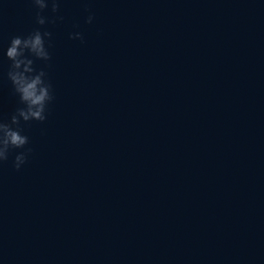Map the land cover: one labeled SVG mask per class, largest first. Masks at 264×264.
<instances>
[{
    "label": "water",
    "instance_id": "water-1",
    "mask_svg": "<svg viewBox=\"0 0 264 264\" xmlns=\"http://www.w3.org/2000/svg\"><path fill=\"white\" fill-rule=\"evenodd\" d=\"M43 14L64 17L36 62L55 99L27 162L0 166V264H264V0ZM34 27L29 0H0L5 116L3 50Z\"/></svg>",
    "mask_w": 264,
    "mask_h": 264
},
{
    "label": "clouds",
    "instance_id": "clouds-1",
    "mask_svg": "<svg viewBox=\"0 0 264 264\" xmlns=\"http://www.w3.org/2000/svg\"><path fill=\"white\" fill-rule=\"evenodd\" d=\"M35 9V24L27 34L12 36L8 46L3 50L7 58L6 77L10 82V92L18 98L15 109L5 116L0 113V166L8 161L14 153L12 166L20 170L32 152L30 138L26 134L32 121L44 122L49 106L54 101L53 85L48 78L45 67L38 66L37 61L48 65L51 60L52 32L44 28L46 24L62 21V15H44L49 8L53 14L60 12L62 0H29ZM93 15H88L86 22L91 23ZM70 39L83 42L81 32L69 33ZM3 59L0 58V69Z\"/></svg>",
    "mask_w": 264,
    "mask_h": 264
}]
</instances>
